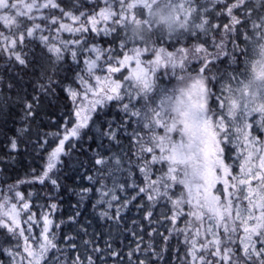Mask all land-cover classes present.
<instances>
[{
	"label": "snow or ice",
	"instance_id": "snow-or-ice-1",
	"mask_svg": "<svg viewBox=\"0 0 264 264\" xmlns=\"http://www.w3.org/2000/svg\"><path fill=\"white\" fill-rule=\"evenodd\" d=\"M0 59L34 77L10 159L42 98L59 87L70 104L54 133L35 132L42 169L0 177L8 264H264V0H0ZM85 136L100 145L74 207L96 196L99 219L119 229L134 205L124 247L78 210L54 219L63 157Z\"/></svg>",
	"mask_w": 264,
	"mask_h": 264
},
{
	"label": "trees",
	"instance_id": "trees-1",
	"mask_svg": "<svg viewBox=\"0 0 264 264\" xmlns=\"http://www.w3.org/2000/svg\"><path fill=\"white\" fill-rule=\"evenodd\" d=\"M5 61L0 59V77L4 80V87H0V177L7 180L8 183H12L17 179L25 178L32 169H36L39 172L44 164V157L47 153L39 149V143L36 141L35 132L39 129L41 135L44 133H54L59 124L62 123V118L66 112L70 110V104H68L67 98L59 87L56 91L41 100V108L38 112L36 119L32 121V134L30 139L26 137L28 141L26 144L21 143L18 153L12 155L15 159L8 157L7 141L8 138L13 136L18 127H21L20 117L22 112V102L25 94L30 98L33 95L32 82L34 77L29 70H21L13 68L11 72H5ZM12 80L15 83V87L9 91L6 87L7 83ZM6 102V103H5ZM93 135V133H89ZM51 140V137L48 138ZM42 142V141H41ZM91 145V150L89 149ZM100 145V140L97 138L93 143L88 136L84 137V140L77 144L68 156L63 157L65 165L60 169L59 182L61 189L56 194L57 201L60 205L59 210L54 216V219L58 223L60 220H67L69 215H73L77 210L81 213L78 217L81 224L87 226L88 231L108 233L111 231V239L116 242L119 247H124L132 241L131 235L132 221H139L142 213H138L134 205H129L128 209H124L121 212L123 220L120 222V227L117 229L114 225L111 226L101 221L98 217L99 209H94L92 204L97 199L96 196H92L91 200H85L83 205L79 208L74 207L77 204L78 196L75 194L81 187L90 186V182L85 178L91 173L92 165L89 162V158L94 156V150ZM107 146V142H105ZM49 149L54 147V144L47 145ZM55 178V176H54ZM120 182L128 180L132 182L128 174L125 173L119 177ZM111 186V182H109ZM72 189V191H70ZM20 190L27 194L29 191H39L41 195L46 192H55L51 185H47L41 188L39 185H21ZM132 189L128 188L127 192H118V195L125 196L131 194ZM46 201L43 199H35L34 203L43 204ZM137 201L136 203H138ZM36 210V209H34ZM159 210H157V215ZM146 223V222H145ZM63 233L67 234L73 231V228H69L67 224L63 225ZM128 228L129 231L124 229ZM136 231L139 232V225L136 226ZM145 239L147 236L145 234ZM2 240V238H0ZM103 244V240L100 241ZM159 244V241H157ZM175 247V240L172 241ZM126 250V248H125ZM6 256H0V263L4 264V260H7Z\"/></svg>",
	"mask_w": 264,
	"mask_h": 264
},
{
	"label": "rangeland",
	"instance_id": "rangeland-1",
	"mask_svg": "<svg viewBox=\"0 0 264 264\" xmlns=\"http://www.w3.org/2000/svg\"><path fill=\"white\" fill-rule=\"evenodd\" d=\"M5 262H4V264H8V259L7 260H4ZM1 264V263H0Z\"/></svg>",
	"mask_w": 264,
	"mask_h": 264
}]
</instances>
